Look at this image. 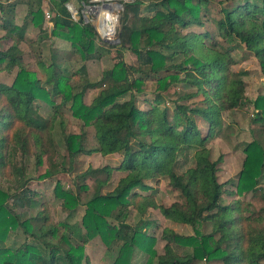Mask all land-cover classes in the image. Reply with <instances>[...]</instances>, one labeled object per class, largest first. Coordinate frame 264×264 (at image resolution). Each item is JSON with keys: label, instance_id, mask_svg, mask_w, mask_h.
<instances>
[{"label": "trees", "instance_id": "1", "mask_svg": "<svg viewBox=\"0 0 264 264\" xmlns=\"http://www.w3.org/2000/svg\"><path fill=\"white\" fill-rule=\"evenodd\" d=\"M71 1L49 0L51 30L43 28L42 0H31L21 25L15 22L16 5L0 4V44H10L0 50V74L18 70L11 84L0 82V175L13 176L16 182L13 189L0 188V264H90L85 247L95 239L107 251H117L109 264H134L139 257L144 259L141 264H264V207L254 211L243 200L256 195L264 174V95L252 103L254 138L241 144L245 159L236 184L219 183L222 156L212 161L207 147L209 140L230 128L223 130V114L247 103L243 72L232 69L237 64L233 53L244 48L264 75V0H135L124 5L117 35L120 49L104 44L92 25L73 21L66 8ZM216 4L218 18L212 14ZM30 27L38 31L39 44L51 47L49 56H38L41 78L27 69L20 49ZM52 39L67 42L70 51L59 53ZM113 49L119 60L90 82L84 62L101 59ZM123 51L135 57L136 66L122 60ZM73 55L83 63L76 70L71 68ZM149 81L155 90L141 97ZM175 84L189 90L170 109L165 94ZM91 90L99 92L86 104L84 96ZM56 97L61 98L59 105ZM37 100L54 108L51 118L39 114ZM66 106L82 123L78 135L65 134L61 110ZM197 119L207 126L205 135ZM56 124L68 162V169L61 165L60 171L67 172L80 155H122L118 167L89 168L79 175L78 192L88 189L85 179L95 183L80 222H71L80 205L79 193L55 186V197L66 213L58 225L47 204L28 187L23 167L30 154L38 168L47 156L49 165L37 179L60 172L51 139ZM88 128L93 129L91 148L86 146ZM185 149L194 151V163L177 174L176 162ZM116 170L126 175L113 191L102 194ZM160 180L168 181L180 201L163 206L146 194L147 182L158 185ZM227 197L235 199L225 204ZM25 209L28 217L17 212ZM149 210L158 211L171 225L190 227L193 235L163 228V253L157 254L156 239L147 232L155 223L144 220ZM132 212L140 217L134 225L128 223ZM202 225L210 226L211 232L203 234ZM16 234L23 242L7 244ZM175 246L190 251L180 255Z\"/></svg>", "mask_w": 264, "mask_h": 264}, {"label": "rangeland", "instance_id": "2", "mask_svg": "<svg viewBox=\"0 0 264 264\" xmlns=\"http://www.w3.org/2000/svg\"><path fill=\"white\" fill-rule=\"evenodd\" d=\"M95 0H72L71 2L67 3L68 8L70 10H76L79 17L74 15L73 21H81L84 22L83 17L86 15L87 7H91L95 5ZM219 2L220 0H216ZM31 0H0V4L5 3H12L16 5L15 11V22L17 25H21L24 21L28 13V8L30 5ZM66 4V5H67ZM101 5V3H100ZM218 7L219 5L216 4V8L213 10V16L218 18ZM115 9L118 7H114ZM42 9H43V16H44V24L43 28L47 30H51L53 25L51 19L48 20L45 16V12L48 11L51 14L52 11L50 10L49 0H42ZM123 9L119 10L118 14L116 13V24H115V34L113 38H107L105 36L100 35L104 39L108 40H117L118 32L121 26V19L123 16ZM90 24L96 25V19L92 18L88 15L87 18ZM1 24V22H0ZM84 24V23H83ZM93 26V28H94ZM98 38L101 40L98 32H99V22H98V32L97 29L94 28ZM210 29V27H209ZM196 33L203 32L204 30L201 28H193ZM38 31L32 29L30 27L28 35L26 37L27 41L21 43L20 49L24 54V63L29 65L27 67L28 70L37 73L38 77L41 78V73L39 71V65L37 62L39 61V54L43 56H49L51 54V47L48 44H43L38 42ZM3 35V32L0 30V37ZM28 40L34 42L32 46L29 44ZM54 41L53 48L58 49L59 53H64V51H70L71 47L67 42H64L60 39H52ZM113 41V42H114ZM106 44V43H104ZM10 44H0V50H4ZM108 45V44H106ZM120 44H113L109 46H116L118 49L121 48ZM109 54L105 55L101 59H89L88 61L84 62L87 70V76L90 82L98 81L101 76L102 72L111 67L113 63L117 62L119 56L113 50H109ZM66 54V52L64 53ZM234 58L237 64L232 68L235 72H243V80L245 82V96L247 99V103L240 109L224 113L222 116L223 119V130L230 126L225 131H222L221 134L214 139L209 140L207 147L210 150L211 160L216 161L220 156H222V161L218 165V172L217 178L219 183H226L231 182L232 184H236L238 182L240 171L243 167V162L245 159V155L241 150V144L245 142H250L253 140V134L251 133L250 129L255 126H252V119L253 114L255 113L252 103L255 101L257 96L264 95V75L260 72L259 64L257 60L250 54H248L244 48H240L235 53H233ZM122 60L127 63L128 65H137L135 57L130 53L123 51ZM72 70L78 69L83 63L78 57V55H73L72 58ZM17 69H14L11 74L2 73L0 74V82L4 84H11L14 80V77L17 73ZM155 90V83L147 82L145 84V92L143 96H149ZM189 89H183L180 84H175L172 88L165 94L166 99V107L172 109L173 104L172 102L177 99V97ZM99 90H91L88 91L84 96V102L89 104L91 99L94 98L98 94ZM140 97V96H139ZM140 105H142V98L140 99ZM55 105H59L61 103V98L56 97L54 98ZM35 107L38 109L39 114L44 119H49L54 113V108L47 105L45 102L37 100L34 102ZM144 106V105H143ZM63 118L65 119V134H74L78 135L81 133V122L77 121L72 115L69 110V106L63 107L61 110ZM197 124L203 133V135L207 132V126H205L200 119H197ZM88 133L86 146L91 148L95 145L93 139V129L88 128L85 129ZM61 129L56 124L55 129L52 132V141L54 143V151H55V163L58 167L57 170L60 171L63 167H67V158H66V150L63 142V138L61 136ZM193 154L194 151L192 149H185L181 155L179 156L175 171L177 174H182L186 169L193 166ZM43 165L42 167H36V160L34 155L30 154L28 157L24 159L23 167H24V174L25 179H29L28 187L34 190L38 195V201L47 204L48 210L50 213L51 220L54 224L58 225L62 221L66 219V213L62 212V202L59 201L54 194V189L57 184H59L63 190H69L73 193H79L80 198V205L76 208V215L74 220L72 219L71 222H80L81 217L84 214V203L91 197L92 193L95 190V183L93 178H87L84 180L83 184L88 187L86 191L78 192V186L82 183L78 178L79 175L84 173L87 169H99L105 166L109 167H118L122 161V155L115 154L110 155L107 157H102L97 154H93L91 156H84L80 155L74 158V161L71 165V168L67 172L60 171L56 175L50 178H46L44 180L37 179L38 175L44 173L47 169L49 163L47 161V156L42 158ZM62 165V168H61ZM68 169V167H67ZM126 174L122 173L118 170L112 173L111 179L109 183L102 188L101 193L106 194L114 190L117 186L118 181L123 178ZM103 177V176H102ZM16 185L14 177H3L0 175V188L3 189H13ZM147 185H149L150 189L146 192V194H152L157 203L163 206H169L176 201H180L178 198V194L173 192L172 189L168 186L167 180H160L159 184L156 185L154 182L148 181ZM259 191L256 193L255 196L247 195L243 197V200L249 202L254 211H258L262 207H264V200L262 199L261 195H264V174L259 183ZM228 189H232V186H229ZM142 194H145L142 193ZM235 198H224L223 203H230ZM19 213H24L26 217L29 216L27 213V209L25 211L17 210ZM30 214L36 215L35 211H29ZM140 219L138 215L132 212L128 223L134 225ZM149 220L155 223V226L151 229L147 230V232L153 235L156 239L154 249L156 250L157 254L163 253V246L165 244L162 241V229L167 227L172 229L174 232L183 234V235H193V229L186 226H176L171 225L166 220L162 218L160 213L156 210H149L144 217V220ZM199 230L203 234H209L211 232V227L208 225H202L199 227ZM14 242L15 244L19 245L23 242V237L20 235H12L9 238L7 244H11ZM175 250L177 253L182 255L185 252H189L190 250L179 248L175 246ZM86 256L89 259L90 264H109L117 255V251L111 250L107 251L106 247L99 241V239H95L91 241L85 247ZM144 262L142 257L136 258L133 262L134 264H141ZM142 262V263H143ZM194 264H221L220 262H196Z\"/></svg>", "mask_w": 264, "mask_h": 264}, {"label": "built area", "instance_id": "3", "mask_svg": "<svg viewBox=\"0 0 264 264\" xmlns=\"http://www.w3.org/2000/svg\"><path fill=\"white\" fill-rule=\"evenodd\" d=\"M135 0H95V5L91 6V7H87V12H86V15L83 17L84 19V24H90L87 20L88 18V15H90L92 18H95L96 19V25L94 26V24H90L92 26H94V28L97 29V32H98V10H100L101 8H104V7H111V15L113 17H115L116 13L118 14L119 10L122 9V7H124L125 4H129V3H133ZM101 3V5H100ZM112 7H118L116 9H113ZM66 8L68 9L70 15H71V18L72 20H75L74 18V15L79 17L78 13L76 10H70L68 8V4L66 5ZM103 11V9H102ZM45 16L48 20L52 19L53 18V14H51L50 12L46 11L45 12ZM115 24H116V17H115ZM114 28H115V25H114ZM113 33L115 34V29H113ZM99 34V32H98ZM100 36V34H99ZM101 40H106L104 38H102L100 36ZM108 40V39H107ZM109 41H114L113 40H109Z\"/></svg>", "mask_w": 264, "mask_h": 264}, {"label": "bare ground", "instance_id": "4", "mask_svg": "<svg viewBox=\"0 0 264 264\" xmlns=\"http://www.w3.org/2000/svg\"><path fill=\"white\" fill-rule=\"evenodd\" d=\"M115 9L114 7H112ZM103 9V11H102ZM111 7H104L98 10L99 33L109 38L114 37L113 29L115 25V17L111 15Z\"/></svg>", "mask_w": 264, "mask_h": 264}, {"label": "water", "instance_id": "5", "mask_svg": "<svg viewBox=\"0 0 264 264\" xmlns=\"http://www.w3.org/2000/svg\"><path fill=\"white\" fill-rule=\"evenodd\" d=\"M104 43L108 44V45H113V44H120V41L119 39L115 40L114 42L113 41H109V40H102ZM120 45H118L119 47Z\"/></svg>", "mask_w": 264, "mask_h": 264}]
</instances>
